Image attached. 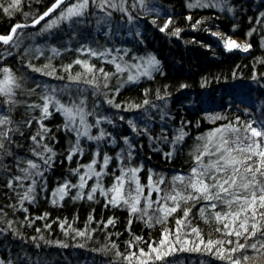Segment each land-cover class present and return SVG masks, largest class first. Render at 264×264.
Instances as JSON below:
<instances>
[{"label": "trees", "instance_id": "obj_1", "mask_svg": "<svg viewBox=\"0 0 264 264\" xmlns=\"http://www.w3.org/2000/svg\"><path fill=\"white\" fill-rule=\"evenodd\" d=\"M54 1L21 0L19 11L11 16L0 11V34H9L18 23L32 22ZM113 1L125 3L131 17L142 21L143 32L140 36L136 35L138 41L131 42L130 46H140L141 53L155 55L159 61L158 71L129 81L124 71L118 72L112 63L100 61V51H104L109 39L101 33L108 25L107 21L115 28L121 16L116 8H108L111 16L106 18L105 13L91 3L81 22H60L58 27L42 32L43 25L56 17L57 11L34 30H18L16 38H26L25 44L17 46V39L15 47L0 44V70L10 69L21 86L15 89L14 99L18 103L12 108L11 117L24 133L14 137L10 146L13 155L3 156L7 171L0 170V208L6 214L3 219L12 221L20 236L15 238L9 231L0 236V247H7H3L4 252L12 248L13 264H128L124 256L129 251H150L148 245H156L166 230L177 228L176 220L183 217L186 208H191L187 227H183L180 233L181 238L189 243L182 245L184 251H175L169 257L170 264H228L226 259L218 258L214 251H208L199 244L200 238L205 241L233 239L217 231L222 228V222L214 219L215 212L228 210L226 205H218L213 210L207 207L206 201H184L177 212L164 218L163 223H157V218L163 217V213L152 202L173 193V189L182 191L183 186L173 178L177 175L187 178L191 174V169L196 166V150L210 133L225 125L235 124L239 128L240 122L264 120V63H261L264 61V16L260 15L264 13V0H223V4L228 1L226 7L202 5L194 9L188 6L187 0H144L145 5L162 7L159 15L145 12L140 15L137 7L133 6V0ZM228 7L232 8L231 12L227 11ZM143 9L140 8L141 11ZM189 16L191 20L187 19ZM101 19L104 22L97 23ZM169 19L172 23L165 32H161L160 28ZM177 29L180 30L179 35H174ZM212 33L240 38L244 43H250L251 48L245 53L226 52ZM112 34L110 37L113 38ZM120 35L127 37L124 32ZM68 39L71 47L65 50L61 42L64 40L66 43ZM41 43L45 48L54 46L58 53H41L37 46ZM85 43H88L89 50L97 53L96 56L90 51L81 52L78 49ZM77 59L82 63L76 64ZM85 64L92 67L91 73L87 72ZM29 65L42 69V72L33 71ZM45 65L51 67L45 69ZM51 68L55 72L43 74ZM99 69L109 74L107 79ZM77 75L81 77L79 82L71 79ZM93 77L96 78L95 88L83 82ZM61 84H78L85 88L81 90L86 109L91 113L88 119L102 121L105 116L111 119L108 124L111 125L110 130L103 139L89 144L83 138L79 139L82 151L73 154L72 160H68L67 156L76 145L77 135L64 127L66 117L50 108L51 115L41 119V109L27 107L29 104L42 106L44 101L41 97L49 95L52 87L60 88ZM105 84L107 87H104ZM32 89L35 91L32 92ZM3 99L6 98L0 97V100ZM108 100L112 103L109 104ZM146 100L148 104H144ZM4 107L0 104V108ZM33 117L31 126H25L24 122ZM41 123L50 129L43 143L52 149L54 155L49 154L50 166L42 167L43 176L37 180L39 183L32 193L34 202L25 200L21 206L17 193H26L27 184L23 182L17 193L4 187V184L12 176L23 175L16 167L17 158L24 161L21 164L24 168H27L28 160L37 164L40 162L39 157L30 151L33 146L30 137L40 130ZM181 131L185 133L184 138L177 142L176 137ZM126 138L128 143H125ZM17 144L22 147H16ZM168 153H172L171 156ZM105 157L109 158L107 165L104 164ZM93 161H96L97 171L100 172L94 198L87 199V194L94 187L90 186L94 182L92 179L82 191L81 198H76L74 190L70 189L62 200L53 204L52 190L64 182L76 181L75 176ZM132 168L138 169L134 176L144 189L139 194L137 207L147 208L152 203V208L147 209L151 219H141L140 214H132L129 206L122 202L119 207L105 206L112 193L106 197L101 194V188L107 192L122 173L127 178L124 192L129 198L137 195L133 191L134 182L129 180L128 172ZM76 169L80 171L77 173ZM161 178L165 183L156 184L155 181ZM149 181L155 187L150 199L145 192ZM165 203L172 206L171 201ZM23 208L28 211H23ZM153 209L157 211L153 212ZM45 214V219H36ZM109 219L115 221L114 225L107 224ZM130 220L133 222L129 225ZM227 222L231 223L230 220ZM2 226L7 228V223ZM192 228L199 230V236L191 231ZM79 232L86 235L80 236ZM240 242L245 243L244 240ZM34 244L42 248L47 244L52 247L46 255L43 254L44 257L39 255L40 259L30 248ZM28 248L31 256L22 252ZM49 252L52 254L49 255ZM244 254L251 256L255 264H264L260 253L249 248ZM133 264L138 262L134 260ZM150 264L167 262L151 261Z\"/></svg>", "mask_w": 264, "mask_h": 264}, {"label": "snow or ice", "instance_id": "obj_2", "mask_svg": "<svg viewBox=\"0 0 264 264\" xmlns=\"http://www.w3.org/2000/svg\"><path fill=\"white\" fill-rule=\"evenodd\" d=\"M93 5L98 8L101 12L105 13V17H110L111 12H108V8H116V4L113 3V0H78L76 3L68 4L67 0H55V2L38 18H35L32 21V26L38 25L41 21H44L46 17H49L51 14L56 13L59 9L58 15L55 19L50 20L46 23V26L42 31H50L54 27H58L60 22L72 21V22H81L86 14V11L89 9V5ZM143 3V0H141ZM21 5V0H0V11L11 16L15 11H19ZM199 0H197L196 5H189L190 7L198 6ZM63 6V7H62ZM224 9H222L223 11ZM227 11L231 12L232 8L228 7ZM264 16V13L260 14ZM131 19V17H129ZM187 19L191 20L189 16ZM104 22L103 19L98 20L97 23ZM155 23V21H153ZM172 23V20L169 19L163 27L160 28L161 32H165L169 25ZM199 24L200 21H197ZM25 24H16L14 25L9 34H0V43L3 45H13L15 43V38L18 35V30L27 27ZM179 29H177L173 34L179 35ZM218 41L223 42V47L231 52L233 50H241L247 52L251 48V44L245 42L244 44H239L231 38L221 35L220 33H212ZM90 51V54L96 56L95 51ZM53 53L57 52V49H52ZM102 55V54H101ZM76 64H81L82 61L77 59ZM264 63V61H261ZM159 61L153 56L147 61V67L145 68L143 74L148 75L149 69L158 71ZM87 72L91 73L93 71L92 67L87 64L84 65ZM32 67V70L35 72H42V69ZM50 65H45V69L50 68ZM71 65H69V68ZM117 71H122L119 64L116 65ZM3 72L4 77L0 80V97L6 99L0 100V104L5 105L4 108H0V170L7 171L3 163V156H12L10 146L14 142V137L19 134L23 136L24 133L21 128L15 123L11 117L12 108L18 103L15 97V89H19L21 86L17 82L16 78L11 74V70L8 68H3L0 70ZM101 73L104 74L105 79L108 77V73H104L103 69H99ZM55 72L54 68H51V71H44L43 74L51 75ZM76 82H79L81 77L79 75L71 77ZM95 77L93 79H84V83L97 87L95 84ZM133 76H128V80L132 81ZM39 87V85H37ZM107 87V84L104 85ZM181 87H184L183 85ZM32 92L35 89L31 90ZM55 91V90H53ZM95 94V93H93ZM44 101L43 105L40 104H29L27 105L30 109H41V119H47L51 113L49 112V103L50 97L44 95L41 97ZM108 103L111 104L112 101L108 100ZM84 104L83 100L79 101V104L76 106L75 110L73 108L65 107L60 105L57 109L62 111L63 114L67 117L68 122L64 125L65 128L70 131H74L77 135L76 145L70 150V154L67 156L68 160H72L73 154L82 151L79 148V137L81 135L86 136L89 140H100L105 137V133L101 130L99 136H91L88 134L87 128L91 125H86L84 131L81 133L80 128L75 126L76 120L75 115L80 116L79 123L80 125H85L84 112L82 105ZM144 104H148V101H144ZM119 107V105H116ZM75 111V115H74ZM91 113H89L90 115ZM34 117L28 119L24 122L25 126L30 127ZM239 121V117H237ZM39 122V121H38ZM101 121L97 119L95 121L96 125H99ZM110 123V121H109ZM131 123V122H130ZM241 127H236L235 124L225 125L223 128H218L210 135L204 138L205 142L197 148V155L195 156L196 166L191 169V174L186 178L182 175H177L173 178L174 181H178L180 185L183 186L182 191L177 192L173 189V193L166 194L160 198L158 201H154L159 206V212L163 213V217L157 218V223H163L164 218L170 216L172 213H175L180 208V205L184 201L197 200V201H206L207 207L210 209H216L218 205H226L228 210L225 212H215L214 219L217 222H222V228L217 229L218 232H221L226 237H232L233 239L227 240H217L213 241L208 239L205 241L203 238H200L199 244L204 245L205 249L208 251H214L218 258L226 259L228 264H255L253 258L244 253L250 248L251 250L260 253L264 257V120H252L250 122H240ZM11 125V127H8ZM255 125V126H254ZM135 127V126H133ZM48 129L42 123L40 124V130L36 132L35 135L30 137L33 142V146L30 148V151L33 152L37 157H39L45 166H50L51 164V155H54L52 149L45 143V134L48 133ZM185 133L180 132L176 137V141H182ZM199 139V138H198ZM125 143H128L127 138ZM16 147H22V145H16ZM45 153L51 155L45 156ZM172 153H168V156H171ZM131 156V153H129ZM206 157L208 159H206ZM108 157L104 158V164L107 165ZM24 161H20L17 158L16 167L19 168L20 172L23 175H16L10 177L4 184V187L10 189L13 193H17V188L23 187V182L25 180H31L32 184H35L36 181L32 179L35 176H43V172L39 171L40 166L33 162L32 160L26 161L28 167H21ZM96 161H93L92 164H95ZM92 164H89L87 167L92 168ZM33 170V171H30ZM77 173L79 169L75 170ZM133 174L138 171L136 168L129 170ZM87 175V173L85 174ZM85 175H81L79 188L85 187ZM97 177L100 176L99 172H96ZM118 183H116L112 188L108 189L105 192L101 188V194L108 197V193H113L108 197V204L106 207L111 206H121L128 205L130 212L132 214H140V218L144 219L149 216L148 210L152 208V203L147 205V208L137 207L140 203L139 194L141 192V186L136 184V187L133 191L136 192L135 197L129 198V196L124 192V178L116 177ZM156 184H164L165 180L163 178L155 181ZM76 185H71L65 183L63 186L59 187L54 196L59 195L60 199H63L67 194L66 190H70ZM158 192L159 188L156 189ZM34 189L29 187L27 192L24 194H19V200L21 206L25 200L34 202L35 197L32 195ZM97 192V188H91V192L87 194V199L92 200L94 198L93 194ZM185 193H187L185 195ZM76 198H81L79 195ZM167 201L172 202V206H168ZM57 201L53 200L52 203L55 204ZM23 211L27 212V208H23ZM157 209H153V212H156ZM203 212L204 209H201ZM191 213V208H186L183 212V217L176 220V225L178 226L175 229L166 230L161 237V240L156 245H148L150 251H145L140 249L137 251H129V254L124 256V259L128 261V264H133V261H137L138 264H150L151 261H166L167 264H170L169 257L173 255L175 251H184L182 247L185 243L189 241L181 238V231L183 227H187L186 221L189 218ZM6 214L3 209L0 208V236L6 235L9 231L12 232L15 238H19L20 234L18 230L13 227L12 221H4L3 217ZM47 214L42 217H37L36 219H45ZM28 220V217H25ZM231 221L228 223L227 221ZM7 223V228L3 227L4 223ZM133 221H129V225ZM147 222V221H146ZM31 223V221H29ZM115 221L109 219L107 221L108 225H114ZM63 227V226H62ZM39 231V229H37ZM193 233H196L199 236V230L192 228ZM78 235L84 236L85 232H79ZM187 236V233H184ZM42 238V237H41ZM35 239V238H33ZM139 240V237H136ZM244 240L245 243L240 241ZM132 242H129L131 247ZM67 247V245H63ZM180 246V247H178ZM39 247V245H37ZM237 252L240 253L239 256L235 255ZM0 264H6L4 259H0ZM7 264H13L11 259L7 260Z\"/></svg>", "mask_w": 264, "mask_h": 264}, {"label": "rangeland", "instance_id": "obj_3", "mask_svg": "<svg viewBox=\"0 0 264 264\" xmlns=\"http://www.w3.org/2000/svg\"><path fill=\"white\" fill-rule=\"evenodd\" d=\"M76 2H78V0H69L68 4H72V3H76ZM193 2L196 3L197 0H193ZM113 3L116 4V6H117L116 9L122 15L119 14V16H121V18H120V21H118L119 23L117 24V26L115 28H113V26L111 27L110 21H107L108 25H106L104 27L101 35L107 36V37H109V39L107 41L106 47L103 49L104 51H102V50L100 51V55L101 54L102 55H101V58H99V59L102 62L106 61V62L112 63L114 65L115 69H116V65L119 64L121 69H122V71H119V72L124 71L127 78H128V76H133L134 79L132 81H136V80H138V78H140L142 76H148L149 74H151L152 72L155 71V70L149 69L148 75L143 74L145 68L147 67V61L153 56L156 58V56L151 54V53H145V52L141 53V51H139L140 46H134V47L130 46L131 42L134 43V41H138V39H136L137 38L136 35L140 36L143 32L142 31V28H143L142 21L139 19L137 20L134 17H131V15L128 13V11L124 5L125 3L116 2V1H113ZM227 3H228V1L225 2V4H223V0H216V2H214L212 4H208V3H206V1L204 2L203 0H199L200 6H202V5H213V7H222V6L226 7ZM133 6L137 7V10L140 11L139 12L140 15H143L144 12H145V14L151 13V15H152V13H154L155 15L156 14L159 15L162 13V7H160V6H153L152 7V4L145 5L144 0H143V3H141V0H133ZM141 7H144V9L142 11L140 10ZM129 17H131V19H129ZM55 18L56 17H54L53 19H55ZM45 26H46V24L43 25V28ZM42 32H44V31H42ZM111 32H113L114 34H112ZM121 32L126 33L127 37H125L124 35H122V37H121V35H120ZM111 34L114 35L113 38L110 37ZM221 35H223V34H221ZM224 36H226V35H224ZM227 37L231 38L232 40H235L239 44H244V41L240 38H234L231 36H227ZM214 38H215V40H217L216 37H214ZM16 39L17 38H15V41H16ZM25 39L26 38H24V37H20V39L18 38L17 39V41H18L17 46H21V45L25 44L26 43ZM68 41H69V39L67 40L66 43L64 42V40H63V42H61L62 43L61 45L63 48H65V50H68L71 47V43H69ZM218 43L223 47L222 41H218ZM13 45H14V47L16 46L15 44H13ZM43 45H44V43L37 45L38 48L41 50V53H43V52L53 53L52 49L54 48V46H50L48 48H45V46H43ZM42 46H43V48H42ZM78 49L81 50V52H87V51H89V45H88V43L87 44L85 43L84 45L80 46ZM223 49L226 50L224 47H223ZM233 51H239V52L245 53L244 51H241V50H233ZM56 53H58V50ZM156 60H157V58H156ZM3 77H4V74H3V76H1L0 80H2ZM81 88L85 90V88L83 86H80L78 84H70V85L69 84H67V85L61 84L60 88L52 87V89L55 91L52 90L51 93L49 95H47L50 97L49 109L53 108L57 112L61 113L64 117H66L62 111H58L57 109L59 108L60 105H64L65 107L73 108L75 110V108L79 104L80 100L85 101V96L83 95V93H82L83 91L81 90ZM239 97L243 98V99L247 98V96H239ZM82 107H83V112L85 114L84 115L85 125H80V123H79L80 116L75 115V111H74L75 120H76L75 126H78L80 128L81 133H82L84 131L86 125H91V127L87 128L89 135L99 136L101 130H103L105 133V137H106V133L109 132L110 127H111V125H108L109 121L111 119H109L108 116H105L106 119H103L102 121H101V119H99L101 121V123L99 125H96L95 121L97 120V118L88 119L89 113H88V110L86 109V105L83 104ZM66 119H67V117H66ZM67 122H68V120H67ZM72 132L74 134H76L74 131H72ZM81 138H83L84 140H89L86 136H83V135H81L79 137V139H81ZM90 141H96V140H90ZM48 155H49V153H45V156H48ZM38 165L40 166L39 171H41L42 167L44 166V163L41 159H40V162L38 163ZM97 168L98 167L95 164H92L91 169L86 167V169H84L78 176H75L76 181H74L73 183H69L71 185H76V187L71 188V190H74V193L76 194L75 196H78V195L80 196L82 191L86 190L87 185L89 184V182L92 179H94L93 180L94 182H92V184H90V186L95 187V184L100 179V176L97 177L95 175V173L98 172ZM30 171H33V170H30ZM86 173H87V175H85ZM128 173H129V180L134 182L135 187H136V184H138L137 177L134 176V178H133V174L130 172H128ZM81 175H85V187L82 189L79 188V184L81 183L79 177ZM124 175H125V173H122L119 177H123L124 183H125L127 178ZM39 178H41V176L32 177V179H34L36 181L35 184H32L31 180H25L24 183L27 185H26L24 191L27 192V189L29 187H32L35 190L36 186L39 183L37 181ZM89 178H91V179L89 180ZM65 183H68V182H64L52 190L51 201L56 200L58 202V201L62 200L59 198V195L54 196L53 193H55L56 190L59 187L63 186ZM146 186H147V188H145L146 189L145 192L148 193L149 199H150V194L153 192L155 187L152 185V183L150 181L147 182ZM66 191H68V190H66ZM143 191H144V189L141 186V192L140 193L142 194ZM111 195H113V193ZM3 247L4 246L0 247V259H4L6 264H7L8 259H10V258H11V260L13 259L14 253H13L12 248L9 249V252H4V248L6 249L7 247H4V248Z\"/></svg>", "mask_w": 264, "mask_h": 264}, {"label": "bare ground", "instance_id": "obj_4", "mask_svg": "<svg viewBox=\"0 0 264 264\" xmlns=\"http://www.w3.org/2000/svg\"><path fill=\"white\" fill-rule=\"evenodd\" d=\"M68 1V0H67ZM188 1V6L189 5H196L197 4V2L196 3H194L193 2V0H187ZM204 2L206 1V3H208V4H212V3H214V2H216V0H203ZM55 2V1H54ZM53 2V3H54ZM52 3V4H53ZM51 4V5H52ZM50 5V6H51ZM49 6V7H50ZM63 7V6H62ZM190 7V6H189ZM200 7V5H198V6H194V7H191V9H194V8H199ZM57 11H59V9L57 10ZM223 48V47H222ZM226 51V50H225ZM226 52H229V51H226ZM85 141V143L86 144H89L91 141L90 140H84ZM123 153H124V151H123ZM51 247H52V245H48L47 244V247H44V248H42V246H40L39 245V247H37V244H34L33 246L31 245L30 246V248H32V250H34V255L35 256H39V255H41V256H43V254H45L46 255V253L48 252V251H50L51 250ZM30 248H28V249H25L24 251H22L26 256H31V253H29L28 251H29V249ZM15 251V250H14ZM21 252V253H22ZM49 255L50 254H52V253H48ZM16 255H18V254H16ZM15 255V256H16ZM44 257V256H43ZM39 258L41 259V257L39 256ZM14 259H15V257L12 259V261H14ZM40 261V260H39Z\"/></svg>", "mask_w": 264, "mask_h": 264}, {"label": "water", "instance_id": "obj_5", "mask_svg": "<svg viewBox=\"0 0 264 264\" xmlns=\"http://www.w3.org/2000/svg\"><path fill=\"white\" fill-rule=\"evenodd\" d=\"M47 11V10H46ZM55 14V13H53ZM53 14H51L49 17H46L44 21H41L40 24L38 25H35V26H32V22L28 23V24H25V25H28L27 27H24L23 29H31V30H34L36 29L38 26H40L42 23H44L46 20H48ZM42 15V14H41ZM21 24H24V23H21ZM2 44V43H0Z\"/></svg>", "mask_w": 264, "mask_h": 264}]
</instances>
